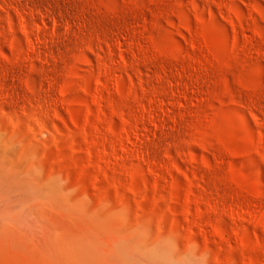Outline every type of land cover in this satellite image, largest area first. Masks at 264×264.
<instances>
[{
    "label": "rangeland",
    "instance_id": "374dc122",
    "mask_svg": "<svg viewBox=\"0 0 264 264\" xmlns=\"http://www.w3.org/2000/svg\"><path fill=\"white\" fill-rule=\"evenodd\" d=\"M68 1L71 4L74 2L73 5L77 7L73 8L77 10L78 17H82L78 18L75 14L77 25L82 20L86 23L87 19L86 24L92 26L95 22V28L105 31L111 28L113 20L105 18L110 17V13L106 11L108 6L131 0H62L69 5ZM138 1L142 2L144 11L142 9L137 14L128 13L130 16L124 13L123 19H119L121 23L118 28L123 37H133V46L136 45L133 48L141 51H137L140 57L145 54L142 52L143 46L151 48L155 40L154 43L163 46L166 44L168 50L176 46L181 47L182 51L188 48L189 52L183 53L189 56L192 54L191 57L194 52L197 53L198 57L196 54L193 57H197L200 62L198 66L201 71L195 74L187 65L183 66L186 61L187 64L189 62L187 57L184 62L183 59L169 61L171 63L164 60L151 62V58L150 61L146 58L151 56L148 52L142 57L146 61L140 64L147 63L140 67V76L145 73L143 79L140 77V80L134 75L139 83H147L150 79L148 84L151 87L153 84L156 88L161 85V90L168 85H165L166 79L171 80L169 77L174 74L182 87L184 86L180 80L186 83L188 81V90L190 87L191 91L199 90L201 93L196 91L198 95L195 92L198 100L200 99L198 101L196 98L197 103L195 100L182 107L174 104L175 111L179 112L178 116L181 117L184 112L181 120L177 118L181 122L177 120L175 125L178 127L179 124L187 123L182 125L183 129L179 126L177 133L171 122V129L167 131H172L175 136L164 144L169 155L163 150L161 152L154 149L160 162L178 166L181 173L162 170L157 180V177L149 174L145 166H139L131 156H126L125 161L114 158L115 155L111 157L112 153L108 148L114 139L104 133L105 126H101L103 133H100V124L97 126L100 131L97 132L90 128V124H86L87 137L84 140L82 126L86 120L88 123L93 121V113L96 111L89 103L91 94L88 96L80 91L78 98L71 95L66 97L68 111L75 116L74 121L67 115L65 106L58 103V109L65 119H56L48 111L46 114L50 117L48 116V120L46 117L41 128L31 122L32 120H27L31 117L23 114L21 104L11 103L13 113L8 109H5L8 112L0 109V178L4 177L0 180V264H128V261L139 258L144 252L150 249L154 251L155 246L162 243L170 246L178 259L188 256L197 259L199 264H264V217L251 215L232 222L225 216L223 223L222 220H215V214L211 212L200 218L197 207L202 209L204 205L198 202L199 206L196 207L194 201L196 196L204 194L202 196L207 195L210 206L228 204L226 206L234 207V203L239 202L238 199H243L239 198L240 194H243L241 197H246L247 193L249 197L264 192V137H261L264 136V124L260 121L262 115L264 116V88H261L264 86V11L258 12L253 8L255 2H259L264 8V0H166L161 6L152 3L149 5L148 0ZM159 10L161 13L163 10L164 15ZM181 13L186 24L184 21L182 24L179 17ZM186 16L187 20L184 19ZM231 20H236V23ZM96 24L103 26L102 29ZM256 30L261 36L255 35ZM7 33L5 31L6 38L9 36ZM151 37L157 38V42L154 38L151 40ZM22 40L24 43V39ZM189 40L194 41V52L188 44ZM195 41L198 42L196 45ZM198 50L202 52H197ZM129 55L128 59L132 60ZM89 65L80 58L77 69L72 70L71 81L76 82L78 75L82 74V70H87ZM143 66L151 69V72L144 70ZM167 66L172 69L169 70ZM13 68V72L18 73V69ZM162 68L166 73L161 72ZM125 69L127 73L121 72V76L129 82H125L126 87L136 86V79L132 75L135 73L131 68ZM155 71L159 73H154L157 75L162 73L160 76L165 79L163 83L158 82L159 78L156 77L159 76L152 75ZM169 71L173 73L170 74ZM3 75L6 76L7 73ZM149 76L158 83L156 80L151 81ZM191 82L194 86L199 84V87L194 89ZM179 84L177 85L180 86ZM93 85L90 84V93L100 99L101 109L108 112L109 101L118 102V96L114 93L108 94L111 91L106 93V90ZM48 88L50 90L47 89L46 92L50 91L53 93L51 95L58 96L56 89ZM167 88H164L166 91L163 89L164 92L159 91L164 98L159 97L164 100L169 97L165 102L173 105L175 100ZM17 90L20 103L30 109L33 106L34 110L41 107L37 111L45 110L43 107L46 104L36 102L34 93H28L23 87H20V91ZM202 95L211 99L208 106L205 104L201 107ZM148 98L147 96L143 99H147L143 104L148 105ZM82 99H87L89 107ZM256 102L259 104H255ZM29 103L33 105L30 106ZM149 104L153 116L160 119L163 115L157 111L156 105L152 102ZM128 106L125 109L131 110V105L129 108ZM254 113L257 117L256 123L250 116ZM239 114L245 117L248 125L242 124ZM168 115L172 117L171 114ZM114 119L113 122L119 124L118 119ZM143 140L148 141L145 138ZM206 158L212 164L211 170L202 166ZM122 164H127L126 167L132 169V178L117 168ZM215 187H218L216 191L220 197L215 196L216 191L205 194ZM252 192L253 195L250 194ZM263 204L264 197L248 202L253 210ZM243 241H247L248 245H244Z\"/></svg>",
    "mask_w": 264,
    "mask_h": 264
},
{
    "label": "bare ground",
    "instance_id": "6f19581e",
    "mask_svg": "<svg viewBox=\"0 0 264 264\" xmlns=\"http://www.w3.org/2000/svg\"><path fill=\"white\" fill-rule=\"evenodd\" d=\"M148 1H149V5H150V3H152L155 6H161V4L163 5L166 0H148ZM68 2H69L70 6H72L74 3L73 2L71 4L70 1H68ZM258 3L256 4V2H255V5L253 6V8H255V10H257L258 12H263L264 11L263 6H261ZM78 4H79V2H78ZM69 5L64 4V2H62V0H0V109L1 110L8 109V110H11L13 113L12 106H10L11 103H13V104L15 103L16 105L21 104V111L23 112V114L25 113L26 116H28L29 118L31 117L30 119H28L26 117L27 120H32L31 122L38 125V127H40V126L43 127V125L45 124V121H46L45 120L46 117L48 120L49 115L46 114L48 111H51L52 113L49 112L50 115L56 117V119L57 118L62 119L64 117V115H62L61 112L59 111L60 107L57 105L58 103H60V105L63 107L65 106V109L68 112L67 115H69V117L71 119H73V121H74L75 116H73L72 113L70 111H68L69 105H67L68 102H67L66 97H68V95H71L73 97L78 98L80 91L84 92L88 96H89V94H91V100L89 103L96 109V111L93 113V121L91 123H88L86 120L85 124L82 126V131H83L82 135H84V140L87 137V135H86V133H87L86 132V124H90V128H93L94 130H96V132L100 131L99 127H97L100 124L99 125L100 127L105 126V128H104L105 132L104 133L108 134L110 137L112 136L111 138H113L114 139L113 141H115V142L110 141L112 143V144H110L111 146L106 145L107 147L109 146L108 149L112 153L111 157L113 155H115L114 158L118 157L117 159L120 158V159L124 160V158L126 156H131L132 158L135 159V161L138 163L139 166H141V167L145 166L146 171H148L149 174H153L155 177H157V180L161 176L162 170H166L168 172L174 170L177 173H181V170L178 166H176L174 164H166L164 162L162 163V161L160 162L159 161L160 159L159 160L157 159V157L159 155L157 154L158 155L157 156L155 154V152H157L155 150H161V152L163 150V152L165 151L166 154L169 153V150H167L165 147V145H166L165 142L168 140L170 141V139L171 140L174 139V136H175L174 133L172 134V131H171V133H169L167 131V130L171 129V126H172V125H170V124H172L171 122H173L172 128H174L177 131V133H178V130L180 129L178 127L179 126L181 127L182 125L187 123V122L184 124L182 123V125L179 124L178 127L175 125V122L178 120L177 119L178 117H179V119L181 117L183 118L184 112H183L181 117L178 116L179 114L177 115V113H179V112L175 111L174 104H177V106L179 105L182 107V106H186L188 103H193L197 98L196 94H198L196 91L199 92V90H193L194 91L193 92V91H191L192 88H190V87H189L190 90H188L187 85L189 84V86H190V83H188V81H187V83H188L187 84L186 82H183L182 80L179 79L180 82L182 83V85L184 86V87H182L179 84L178 79H175L174 74H172L173 76L169 77V78H171V80L166 79L165 85H167V84L168 85L165 87H168L167 91H170V93L172 94V97L175 100L174 101L175 103L173 102V105H168V103H166V102H167V99L169 98L168 97L169 94H167L168 98L167 99L165 98L166 100L161 99L159 97V96H163V93L161 95L160 92L166 91L164 89L165 87L163 88L164 91H163V89L159 90L160 89L159 86H161V85H159L156 88L153 86V84H151L152 85V87H151L150 84H148L149 83L148 81L150 79L148 81L145 79L147 81V83H145V81H143L144 84L142 82L139 83L137 81V79L138 78L140 79V77H142L145 74V73L144 74L142 73V75L140 76V74H141L140 72L142 71V70L140 71V69L142 68L141 66L143 64L147 65V63H143L141 66H140V64L142 62L146 61L145 60L146 58L147 59L149 58V61L151 58L153 60L151 62H154V61L156 62L158 60L159 61L164 60L165 62L168 61L166 63H171L169 61H178L180 59H183V62H184V59L186 60V57H187V60L189 62L187 64L186 63L187 61H186L185 64L183 63L184 64L183 66L187 65L191 69V71H193L195 74L200 73V71H201L199 68L200 65L198 64L200 62H198V60H197V57H198L197 53H195L193 51V48H195L194 41L190 42V40H189L188 44H190V46H191L190 48L193 47L191 50H192V52H194L193 53L194 55L196 54V56H197L196 59L193 57L194 55L191 57L192 54L189 56V55H185L183 53L184 51H185V53L189 52V50L187 51V49H188L187 47H186L187 48L186 50H184V48H183L184 51H182L181 47H179V46H176V47L168 50L167 49L168 47H165V46H167L166 44H165V46H163V44L154 43V41H155L154 40L152 42L153 47L148 48V47L143 46L144 48H142L143 49L142 52H144L145 54L149 52L148 54L149 55L151 54V56L146 57L143 60L142 57H144L145 54L143 53L144 56L140 57V53L137 52L139 49L135 51L133 48L134 46H136L135 44L133 46V43H134V40L132 39L133 37L131 36L132 37L131 38L127 35H124V37H123V35H121V33L119 32L120 29L118 28L119 24L121 23V21L119 23V19L123 17L122 15L124 13H127V14L128 13L129 14L130 13H133V14L136 13L137 14L142 9H143L142 11H144V7L142 8L143 4L141 1L131 0L128 2H122L121 4L112 3V5H109L108 9L106 11L108 14L110 13L109 14L110 17L105 14L108 17V18L107 17H105V18L111 19V20L113 19L112 20L113 23L110 21L112 26L107 25V26H111V28L108 29L109 28L108 27L107 28L108 30L105 29V31L101 28L103 26H98L97 24H96V26H98L102 30L95 28L93 26V24L95 23L94 21H93L94 23L92 24V26L89 25V23L86 24L88 22V20L85 17L84 18L86 19L87 22L85 23L82 20L81 23L77 25L76 21H78V19H77L78 15L76 13L77 10H75L76 9L75 7H77V6L73 5L71 8ZM144 6L146 7L145 4H144ZM232 9H234V8H232ZM148 10H150V9H148ZM151 11H154V10L152 9ZM159 13H161L160 10H159ZM162 13H163V10H162ZM211 13H213V12H211ZM75 14L77 15V17L75 16ZM96 14H98V13H96ZM154 14H155V12L153 13V15ZM162 15H164V14H162ZM100 16H102V18H104L103 15L100 14ZM80 17H78V18H80ZM96 17H97V15H96ZM160 17H162V16H160ZM179 17L182 20V24H183V21H184L183 17L184 16H182V13ZM91 18H92V20H94L93 19L94 17H91ZM91 18L89 19V21L91 20ZM186 18H187V16L184 19H186ZM235 21L233 20L232 22H235ZM96 23L99 24L100 22L96 21ZM184 23H185V21H184ZM241 24H243V22ZM237 26H239V25H237ZM121 27H122V25H121ZM242 27H244V25ZM237 29L240 30L241 28L240 29L237 28ZM5 31L9 33L8 38L5 37ZM252 31H253V29H252ZM261 32H262V29H261ZM8 33H7V35H8ZM255 33L254 34L257 35L258 37L261 36V33L259 31L256 30ZM250 36H248V37H250ZM257 36H255V37L257 38ZM253 37H254V35H253ZM152 38H154V37H151V40H153ZM186 38L191 39L188 37H186ZM22 39H24V43H23ZM154 39H156V42H157V38H154ZM187 39H185V40H187ZM195 39H196V37H195ZM247 39H249V38H247ZM158 40H161V39L158 38ZM192 40H194V39H192ZM149 41H150V39H149ZM196 42L197 41H195V45H196ZM149 44H151V43L149 42ZM258 44L260 45V43H258ZM105 48H107V50ZM260 48H261V45H260ZM151 49H153V50L149 51ZM196 49H197V47H196ZM199 51H201V50H198L197 52H199ZM82 52H85V53H82ZM128 52L130 53L131 58H133L132 60L128 59V55H129ZM214 53H215V51H214ZM143 54H141V55H143ZM130 55H129V57H130ZM80 58L83 59L87 64H90L89 65L90 67L87 70H82V74L78 75L79 79L76 82H73V81H71L70 76L73 73L72 70L75 68L77 69V62L80 60ZM207 59H208V57H207ZM25 60L29 63L27 64V62H25ZM151 66H153V65H151ZM13 67H16L18 69V73L13 72V70H12V69H14ZM22 68H23V70H22ZM125 68H131L130 70H132V72L135 73L132 75L133 76L137 75L138 78L134 76L135 79L137 78L136 79V86L130 85V87L129 86H128V88L126 87L125 82H128V81H125V79L123 78V75L121 76V72L124 73L126 71ZM123 69H125V70H123ZM164 69H166V68H164ZM171 69L172 68H169V70H171ZM184 69H185V67H184ZM127 70H129V69H127ZM144 70H149V69L145 68ZM152 70H153V67H152ZM154 70H156V69H154ZM162 70H163V68H162ZM156 71L153 72V74H152V75H155V77L157 74H159ZM164 71H166V70H163L161 72H164ZM202 71H204V70H202ZM20 72H25V73L23 74ZM117 72L119 74H117ZM3 73L4 74L7 73V75L4 76ZM125 73H127V72H125ZM154 73H157V74H154ZM164 73H166V72H164ZM171 73H173V72H170V74ZM125 75H128V74H125ZM150 75H151V73H150ZM160 75H157L159 77H156V78H159L158 82L163 83V81L165 79H164V77L162 78ZM130 77L131 76H129V78ZM149 77L152 78V76H149ZM178 77H179V75H178ZM190 77H192V76H190ZM166 78H167V76H166ZM142 79H143V77H142ZM142 79H140V80H142ZM130 80L131 79H129V81ZM132 80H131V82H133V84H134L135 82ZM152 80H153V78L151 79V81ZM155 80H153V81H155ZM167 80H168V82H167ZM214 80H216V79H214ZM91 82H94L96 84V85L94 84L95 87L97 86L98 89L102 88L103 90H106V93L111 91L108 94L114 93L118 96L117 97V98H119L117 100L118 102L109 101L108 105H110V106H109L108 112H105L101 109L100 99L96 95H93L92 92L90 93V87L93 85V83H91ZM156 82H157V80H156ZM203 83H205V82H203ZM218 83H219V80H218ZM90 84H91V86H90ZM147 84L150 87L146 86ZM177 84H179L183 89H181V87L178 86ZM196 84H197V82H196ZM198 85L194 86V84H193V88L199 87ZM155 86H157V85H155ZM162 86H164V84H162ZM20 87H23L24 90L26 89L25 91H28V93L29 92L32 94L34 93L36 95V99H35L36 102L45 103L46 107H43L45 110L41 109V111H37L41 107L37 108V110H34V108L32 106L34 104V102L32 105L29 103L30 106H32V108H33V109L31 108L32 110L30 109V107H27L23 103H20L19 102L20 98H19L18 92H17L18 91L17 89H19V91H20ZM48 87H50L51 90L56 89L58 96L57 95H51L53 93L50 91L46 92V90L49 89ZM95 87H93L94 89L92 88L93 91L95 90ZM261 88H264V86H261ZM107 90H109V91H107ZM202 90H200V91H202ZM100 91H99V93H100ZM256 91L258 92V90H256ZM256 91L255 92L253 91V92L256 94ZM53 92H55V91H53ZM195 92H196V94H195ZM158 93H160V94H158ZM166 93H169V92H166ZM147 96L149 97L148 102H147L148 105L143 104V102L145 100H147V99H145L143 101V99ZM27 97H28V95H27ZM203 97L205 98V96H203ZM203 97L201 100L203 105L201 107H203L205 104L207 105L209 102V99H210V98H208V96L205 99ZM162 98H164V96ZM79 99H81V98H79ZM170 99H172V98H170ZM197 100H198V98H197ZM197 100H196V103L200 99L198 101ZM255 100H257V99H255ZM255 100H254V102H255ZM82 101L84 103H86V105L88 104L87 99H82ZM210 101H211V99H210ZM252 101H253V99H252ZM258 101H259V99H258ZM30 102H32V101H30ZM149 102L154 103V105H156V107H157L156 108L157 111L158 112L160 111L161 114L163 115L160 117V119L157 118L158 116L157 117H155V115L153 116V113L151 110L152 107L150 108V106H149L151 103L149 104ZM170 102H171V100H170ZM201 102H200V105H201ZM257 103L258 102H256L255 104H257ZM128 105L129 106L131 105L130 106L131 110L125 109ZM260 105H261V103H260ZM129 106H128V108H129ZM207 106H205V107H207ZM58 107H59V109H58ZM88 107H89V104H88ZM181 107H178V108L180 109ZM205 107H204V109H205ZM35 109H36V105H35ZM260 109H261V107H260ZM176 110H178V109H176ZM5 111L8 112L7 110H5ZM63 111H62V113H63ZM262 111H264V109ZM185 112H187V110ZM189 112H191V111H189ZM196 112L198 113V111H196ZM64 113L66 114L65 111H64ZM164 113H166V114H164ZM197 113H195V114H197ZM15 114H16V112H15ZM154 114H155V112H154ZM167 114H171L172 117L170 118L169 115L167 116ZM262 114H264V113H262ZM180 115H181V113H180ZM191 116H190V118H191ZM195 116H197V115H195ZM250 116L253 120H255V123H256L257 117H256L255 113L250 114ZM114 118L118 119L119 124H117L118 122L117 123L113 122V120H115ZM64 119H65V117H64ZM258 119H260V118H258ZM180 120H178V121L181 122ZM239 120L242 122V124L244 123V124L248 125L246 123L248 121H246L245 117L242 114H239ZM260 121H261V123L264 124V116L263 115H262V118L260 119ZM182 122H184V121L182 120ZM263 127H264V125H263ZM181 129H183V126ZM251 129L252 128L250 127V130ZM101 132L103 133V128L100 131V133ZM250 132H249V134H250ZM103 137H105V136H103ZM250 137H252V136H250ZM261 137H264V136H261ZM143 138L147 139L148 141H146V140L144 141ZM147 142H149V143L147 144ZM91 144H93V143H91ZM108 144H109V141H108ZM96 145H98V144H96ZM104 148H106V147H104ZM100 150H102V148ZM158 153L160 154V152H158ZM216 153H219V152H216ZM225 156H224V159H225ZM102 157H103V155H102ZM165 160H166V158H165ZM126 165L122 164V165H119V167H117V168L122 169L128 177L132 178V176H134V172L132 171L131 168L128 169L126 167ZM211 165L212 164L209 162V160H207V158L204 159V162L202 165L204 167V169L211 170L212 169ZM140 169H143V168H140ZM1 178H4V177H1ZM1 178H0V180H3ZM217 178L219 179L218 176H217ZM218 182L219 181H217V184H218ZM155 183H156V181L154 182V184ZM215 184H216V182H215ZM216 188H218V187H215L214 189H209L207 191V193H205V194H208V193L210 194L212 192H215L217 190ZM238 190H240V189H238ZM262 191H264V190H262ZM238 192L240 193V191H238ZM214 194H215V196L220 197V194L217 193V191ZM234 194H236V193H234ZM245 194H246V197H241V195H243V194H240V195L238 194L240 196L239 198H243L244 200L238 199L239 202L237 201L238 203H236V204L234 203V207L231 205L226 206L228 204L221 205V206H218L216 204V205L210 206L209 205L210 201L208 200V197H206L207 195L202 196L204 194H199L194 199L195 204H196L195 206L196 207L199 206L197 203L200 202L199 204L202 203V206L204 205L206 207L203 206L202 209L200 208V206L197 207V214L200 218H204V216H208L211 212H213L215 214V220H219V221L222 220L223 223H225V221H224L225 216L229 217V220H231L232 222L236 221L238 219H246L247 217H249L251 215L254 217H257V218L264 217V204L261 207H259V206L255 207L256 210H253L252 206L248 205L249 200L254 201V199L256 200L257 198L264 197V192L260 193V195H258V196H249V197L247 196V193H245ZM250 194L253 195V192ZM254 195H256V194L254 193ZM217 201L218 200H216V202ZM230 201H231V199H230ZM233 234L236 236V233L233 232ZM243 244L248 245V242L243 241Z\"/></svg>",
    "mask_w": 264,
    "mask_h": 264
},
{
    "label": "clouds",
    "instance_id": "9594fccd",
    "mask_svg": "<svg viewBox=\"0 0 264 264\" xmlns=\"http://www.w3.org/2000/svg\"><path fill=\"white\" fill-rule=\"evenodd\" d=\"M128 264H199L197 259L188 256L177 258L170 246L161 244L155 250L144 252L139 258L128 261Z\"/></svg>",
    "mask_w": 264,
    "mask_h": 264
}]
</instances>
